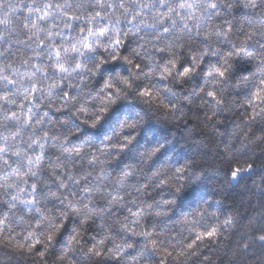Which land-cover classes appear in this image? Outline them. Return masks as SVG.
Instances as JSON below:
<instances>
[{"label":"clouds","instance_id":"obj_1","mask_svg":"<svg viewBox=\"0 0 264 264\" xmlns=\"http://www.w3.org/2000/svg\"><path fill=\"white\" fill-rule=\"evenodd\" d=\"M0 264H264V0H0Z\"/></svg>","mask_w":264,"mask_h":264}]
</instances>
